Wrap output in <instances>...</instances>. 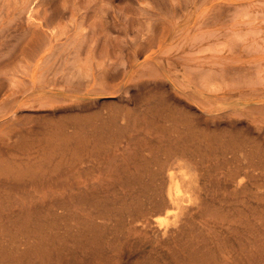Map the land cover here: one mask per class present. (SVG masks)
<instances>
[{"label":"rangeland","instance_id":"1","mask_svg":"<svg viewBox=\"0 0 264 264\" xmlns=\"http://www.w3.org/2000/svg\"><path fill=\"white\" fill-rule=\"evenodd\" d=\"M227 148L263 176L235 192ZM72 154L87 169L65 185ZM15 156L30 158L29 184L0 170V190L86 186L68 202L84 219H169L150 209L159 172L192 178L181 222H205V243L192 226L172 247L95 236L86 264H208L193 261L197 243L227 264H264V0H0V161Z\"/></svg>","mask_w":264,"mask_h":264},{"label":"bare ground","instance_id":"2","mask_svg":"<svg viewBox=\"0 0 264 264\" xmlns=\"http://www.w3.org/2000/svg\"><path fill=\"white\" fill-rule=\"evenodd\" d=\"M174 45L173 47H175ZM76 135V131H67V129L61 133L64 143L69 144L73 142ZM229 148L223 152L225 161L227 164H230L229 162L236 160L238 163H236L237 165L234 169H231L228 173H222V175L226 177L227 181L234 184L235 192H238L240 189L247 188L248 180L263 176V173L254 174L248 171L249 166L252 164L257 166L258 162L256 163L252 159H247V162L240 160L238 154L234 152L235 149L233 148V150L229 151L232 149ZM228 153H232L231 156H228ZM249 153V150H244L247 158H249ZM12 159L14 162L11 160L0 161V165L5 167L4 169H2L3 166L0 167V170L4 173V179L6 182L23 183L22 186L26 190V186L29 183H24L27 180L25 178L26 170H23V165H27L30 158L15 156ZM87 162L88 160L85 157L72 154L71 158L65 163V166L72 171L74 169L77 170L73 174L63 178L62 183L69 185L72 180H78L80 175L87 169ZM260 162L263 161L261 160ZM195 163L199 164L198 162ZM198 170L205 171L204 169ZM159 176L150 209L155 212H164L165 217H169V219H159L162 217L160 215L150 217L149 213L145 211L142 212L139 218L137 213H131L118 219L114 214L97 215L93 218L85 219L80 218V216L78 217L75 214L72 207L76 205L75 201L79 197H82L81 190L86 189V186L79 188V190L77 189L79 192L71 188L72 190L67 189L62 193H59L55 188H51V186L44 185L42 187L37 186V188L34 186L29 191L24 190L21 192L1 189L0 264H75L78 260L82 264H86L85 262L90 255L96 237H103L109 243H114V241H120L132 233L138 234V232L146 237H160L163 242H159L172 247L173 240L177 239L175 237L180 235L186 226H192L193 230L197 232L200 242L205 243L206 237L204 231L207 230L205 222L197 223L187 220V223L190 222L189 225L181 222V197L184 188L192 183V178L187 172H184L183 176L179 177L175 172H169L167 176H164L163 171H160ZM30 180H35V178L32 177ZM58 181L60 180L58 179ZM31 184H34V182ZM260 187L262 188V185ZM69 201L73 202L74 205L72 207L69 206ZM199 205L202 215L212 216L213 218V211L210 210L211 207L205 201H201ZM85 211L83 209V212ZM193 218H195V215ZM222 220L224 221V219ZM139 221L141 222L140 226H138ZM198 244L197 247L193 246L195 249V254H193L194 262L227 264L225 260H222L209 250L207 243L204 246H199L200 244ZM182 251L184 252V250ZM206 256L210 259L206 260L204 258Z\"/></svg>","mask_w":264,"mask_h":264}]
</instances>
